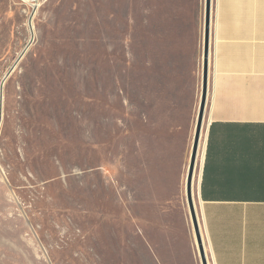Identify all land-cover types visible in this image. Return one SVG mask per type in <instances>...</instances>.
I'll return each mask as SVG.
<instances>
[{
	"label": "rangeland",
	"instance_id": "374dc122",
	"mask_svg": "<svg viewBox=\"0 0 264 264\" xmlns=\"http://www.w3.org/2000/svg\"><path fill=\"white\" fill-rule=\"evenodd\" d=\"M128 1L0 0V264H157L144 198L175 146L148 121Z\"/></svg>",
	"mask_w": 264,
	"mask_h": 264
},
{
	"label": "crops",
	"instance_id": "0c3cea01",
	"mask_svg": "<svg viewBox=\"0 0 264 264\" xmlns=\"http://www.w3.org/2000/svg\"><path fill=\"white\" fill-rule=\"evenodd\" d=\"M205 2L128 1L130 27L142 24L148 121L175 146L160 158L158 193L144 198L143 240L157 264H199L185 195L202 94ZM212 14L196 195L213 264H264V0H213Z\"/></svg>",
	"mask_w": 264,
	"mask_h": 264
},
{
	"label": "water",
	"instance_id": "95a60500",
	"mask_svg": "<svg viewBox=\"0 0 264 264\" xmlns=\"http://www.w3.org/2000/svg\"><path fill=\"white\" fill-rule=\"evenodd\" d=\"M212 5L213 0H206L205 2V40H204V55H203V81H202V94L200 100V106L198 111V117L196 122V129L193 141V147L191 152V159L188 168L187 180H186V196L187 203L190 212V218L192 221L193 229L195 232L198 253L201 264H209L208 255L206 253V247L204 244L198 216L194 206L193 200V182L196 172V165L198 160V152L200 147V140L202 137V130L204 126L206 107L208 103L209 94V76H210V51H211V22H212ZM11 73L8 74L10 76ZM1 95V106H2ZM1 108V107H0Z\"/></svg>",
	"mask_w": 264,
	"mask_h": 264
},
{
	"label": "bare ground",
	"instance_id": "6f19581e",
	"mask_svg": "<svg viewBox=\"0 0 264 264\" xmlns=\"http://www.w3.org/2000/svg\"><path fill=\"white\" fill-rule=\"evenodd\" d=\"M201 141H203V140H201ZM203 152H204V145L201 143L200 144V148H199V152H198L197 166L199 165V163L201 161V158L203 156ZM197 176H198V173H195V175H194V182H193V192L194 193H195L196 184H197V178H198ZM193 200H194V196H193ZM194 206H195L196 213H197V216H198V221L200 223V217H199V214H198V208H197V204H196V201L195 200H194Z\"/></svg>",
	"mask_w": 264,
	"mask_h": 264
}]
</instances>
